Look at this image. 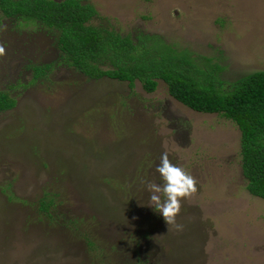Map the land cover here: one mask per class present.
Instances as JSON below:
<instances>
[{"label":"rangeland","instance_id":"rangeland-1","mask_svg":"<svg viewBox=\"0 0 264 264\" xmlns=\"http://www.w3.org/2000/svg\"><path fill=\"white\" fill-rule=\"evenodd\" d=\"M81 2L93 26L162 41L223 91L264 71V0ZM54 41L0 11V90L17 99L0 113V264H264V200L247 190L238 126L184 106L161 79L148 93L55 65L34 82L59 56ZM165 151L199 181L183 230L148 204Z\"/></svg>","mask_w":264,"mask_h":264},{"label":"trees","instance_id":"trees-1","mask_svg":"<svg viewBox=\"0 0 264 264\" xmlns=\"http://www.w3.org/2000/svg\"><path fill=\"white\" fill-rule=\"evenodd\" d=\"M0 11L3 18L33 25L55 39L59 56L54 63L34 68V82L48 77L55 65L74 68L95 80L107 77L128 82L130 87L140 80L148 93L156 91V80L161 79L168 84L170 95L184 106L234 122L241 131L247 190L264 200V71L240 79L231 91H223L197 78L188 56H177L162 41L146 37L151 42L147 45L136 42L131 34L122 36L109 25L93 26L90 23L97 12L81 0H0ZM160 49L169 52V57L152 59L151 55ZM16 105L17 99L0 90V113ZM53 206L54 200L42 202V209L48 213Z\"/></svg>","mask_w":264,"mask_h":264},{"label":"clouds","instance_id":"clouds-1","mask_svg":"<svg viewBox=\"0 0 264 264\" xmlns=\"http://www.w3.org/2000/svg\"><path fill=\"white\" fill-rule=\"evenodd\" d=\"M6 54L4 42H0V56ZM163 183L148 182L149 206L161 214L165 222L175 226L177 230H183V225L177 224V216L181 213L182 203L185 198H191L197 192L198 179L187 169L174 164L165 151L156 167Z\"/></svg>","mask_w":264,"mask_h":264}]
</instances>
